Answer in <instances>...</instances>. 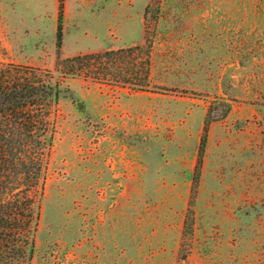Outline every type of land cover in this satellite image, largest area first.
Returning a JSON list of instances; mask_svg holds the SVG:
<instances>
[{"label": "rangeland", "instance_id": "obj_1", "mask_svg": "<svg viewBox=\"0 0 264 264\" xmlns=\"http://www.w3.org/2000/svg\"><path fill=\"white\" fill-rule=\"evenodd\" d=\"M135 46L147 91L63 84L30 264H264V0H0V62L44 79Z\"/></svg>", "mask_w": 264, "mask_h": 264}, {"label": "trees", "instance_id": "obj_2", "mask_svg": "<svg viewBox=\"0 0 264 264\" xmlns=\"http://www.w3.org/2000/svg\"><path fill=\"white\" fill-rule=\"evenodd\" d=\"M64 7L60 5L56 31L59 54L64 38ZM144 47L79 55L57 63L60 78L44 79L37 70L0 62V264H30L41 217V202L55 140L53 106L65 92L68 79L83 78L99 84L150 88V51ZM229 109L218 119H224ZM210 121L218 119H211ZM204 128L193 187L200 183L208 124Z\"/></svg>", "mask_w": 264, "mask_h": 264}, {"label": "crops", "instance_id": "obj_3", "mask_svg": "<svg viewBox=\"0 0 264 264\" xmlns=\"http://www.w3.org/2000/svg\"><path fill=\"white\" fill-rule=\"evenodd\" d=\"M197 159H198V157H197ZM194 171H195V169H194ZM201 176H202V173H201ZM202 178V177H201Z\"/></svg>", "mask_w": 264, "mask_h": 264}]
</instances>
